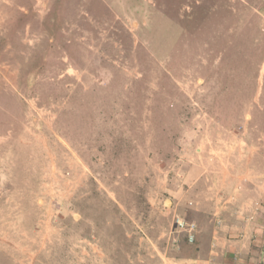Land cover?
<instances>
[{"label":"rangeland","instance_id":"rangeland-1","mask_svg":"<svg viewBox=\"0 0 264 264\" xmlns=\"http://www.w3.org/2000/svg\"><path fill=\"white\" fill-rule=\"evenodd\" d=\"M227 174L264 186V0H0V264L179 263Z\"/></svg>","mask_w":264,"mask_h":264},{"label":"crops","instance_id":"crops-1","mask_svg":"<svg viewBox=\"0 0 264 264\" xmlns=\"http://www.w3.org/2000/svg\"><path fill=\"white\" fill-rule=\"evenodd\" d=\"M242 178L222 176L212 197L197 186L201 200L194 205L198 248L171 264H257L264 248V186L241 185Z\"/></svg>","mask_w":264,"mask_h":264},{"label":"built area","instance_id":"built-area-1","mask_svg":"<svg viewBox=\"0 0 264 264\" xmlns=\"http://www.w3.org/2000/svg\"><path fill=\"white\" fill-rule=\"evenodd\" d=\"M178 227L187 231L188 240L192 242L195 238L196 224L192 221H186L184 219L178 218L176 220ZM257 264H264V248L260 250V255Z\"/></svg>","mask_w":264,"mask_h":264}]
</instances>
